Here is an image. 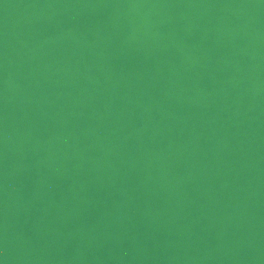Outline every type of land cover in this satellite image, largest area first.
<instances>
[{"label":"water","instance_id":"obj_1","mask_svg":"<svg viewBox=\"0 0 264 264\" xmlns=\"http://www.w3.org/2000/svg\"><path fill=\"white\" fill-rule=\"evenodd\" d=\"M0 264H264V0H0Z\"/></svg>","mask_w":264,"mask_h":264}]
</instances>
